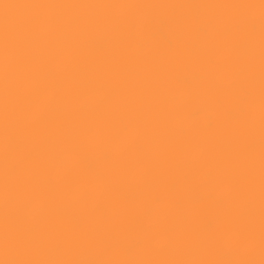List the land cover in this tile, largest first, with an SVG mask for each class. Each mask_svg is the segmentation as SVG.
Wrapping results in <instances>:
<instances>
[{
	"label": "clouds",
	"instance_id": "obj_1",
	"mask_svg": "<svg viewBox=\"0 0 264 264\" xmlns=\"http://www.w3.org/2000/svg\"><path fill=\"white\" fill-rule=\"evenodd\" d=\"M0 264H264V0H0Z\"/></svg>",
	"mask_w": 264,
	"mask_h": 264
}]
</instances>
